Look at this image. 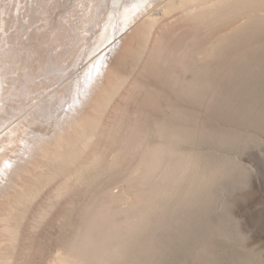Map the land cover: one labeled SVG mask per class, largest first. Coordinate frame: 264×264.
Segmentation results:
<instances>
[{
    "label": "bare ground",
    "instance_id": "6f19581e",
    "mask_svg": "<svg viewBox=\"0 0 264 264\" xmlns=\"http://www.w3.org/2000/svg\"><path fill=\"white\" fill-rule=\"evenodd\" d=\"M234 1L0 0V264H11V256L15 247L19 244V239L25 236L23 232L27 226L26 222L29 223L30 211L39 202L38 199L42 193L44 194V190L52 185L54 186L52 195L49 194L48 199H45L47 200L45 204L39 206L32 221L30 220L31 225L28 224L31 231L28 232L29 235L35 234L34 232L39 229L43 230L44 221L60 204L61 199L70 197L67 203L64 202L68 206L59 213L56 219L58 223L62 221V225L51 226L56 227V230L53 235L55 247L53 253L50 254L52 255L49 260L50 264H106V262L109 264H153L156 256L159 255L158 260L163 257L161 255L167 256L166 253L160 254L162 252L159 251H163V246L173 237L169 233V228L175 224L180 226L182 232L184 230L185 233V227L190 222L187 220L185 211L201 206L197 204L200 200H197L198 196L194 197V191L202 193L209 184L211 177L208 178V175L215 177L224 170L220 163L212 161L213 164L212 162L208 164L209 161H203L209 173L207 179L201 177L199 172L195 176L196 171L191 172L194 166L200 167L202 160L200 155L196 154L193 149H189L187 145L197 138L201 125L198 115L189 114L191 109L188 110L190 107L187 106L194 105L193 108L191 107L193 112H198L201 108L199 99H202L204 91L215 86L220 90L217 92L210 89L212 97L220 94L219 96L228 101H224L221 97L220 100L223 102L214 99L215 102L212 99L215 102V105L213 104L215 107H213L220 108L222 113H226L227 110H231V108L228 109L229 100L232 102L231 97L234 96H232V75L253 79L261 77L264 71V16L260 15H264V0H241L236 2V5ZM233 7H237L239 15L243 14L240 12L246 14L245 24L238 30L233 32L231 30L228 34L217 33L218 25L221 26L224 23L225 26V23L232 18ZM234 11L236 12L235 9ZM25 16L28 18L25 22L26 26L23 23ZM22 17L23 19L20 20ZM165 17L175 18L176 21L179 18L183 20L186 18L190 21L200 20L205 30L202 27L199 28V37L207 38L206 36L211 34V37L207 39L208 42L203 38L206 41L203 40V44L207 43L205 47L204 45L198 46L202 49L201 51L199 48V53H202L203 57L196 51H194L196 54L191 53L192 56L195 55L194 68H192L193 61L191 64L186 58V50L181 51L182 58L177 57L181 58L179 61L174 58L178 66L183 67L182 72L190 71L188 76L185 74L187 77L171 73L170 69H167V60L161 57L166 58L170 55L163 54L161 50L159 52L162 55L157 52L163 61L160 66L162 65L164 69L166 67V71L170 72L169 77L166 71L164 72L166 74L163 73V68L158 64L162 61L155 60L157 55L153 57L158 70L154 69L155 74L152 73L154 71L151 72L153 63L150 61L152 64L148 72L147 69L141 67L147 74L144 75L141 71V75L139 71H136L142 59H145L143 52H146L144 49L148 48L147 44L154 34L153 31L159 20ZM256 23L262 24V27L260 25L256 27ZM216 26L218 28H215ZM133 29L141 33L142 45L139 44V52L138 54L135 52L137 55L131 52L130 57L128 55L130 61L128 59L124 61L125 63H121L120 67L116 66L114 61L112 62V56L120 51L122 39ZM208 29L216 33L212 36ZM186 53L189 52L186 51ZM114 59L116 60V57ZM186 63L192 69H189ZM148 64L147 61L146 65ZM108 66L112 72L113 70L116 72V76L113 81L108 79L110 77L106 78L109 76L108 73L104 75V78L102 76L101 79H106L107 82L100 88L101 74L103 71L106 74L105 67ZM185 67L188 70L184 71ZM160 71L162 75H166L165 80L161 77L162 75L160 76L161 73H156ZM93 73L97 75L93 76ZM215 74L222 76V78L219 76L220 80L216 76L218 80L216 84L213 78L211 79ZM134 75L142 77V79L137 78L141 85L143 83L148 88L152 86L153 90H159L161 94L163 91V96L167 95L164 92L170 91L176 95L175 103L171 100L177 111L176 120H172L173 117L170 119L172 113L169 111L170 118H160L161 120L152 122L150 126L148 123L153 119L150 120L149 117L146 128L142 126L140 130H136L142 122L145 124L146 121L139 119L136 124L141 123L135 130L131 125L130 129L133 130L126 134L127 128H125L123 132L124 138L127 135V141L123 139L127 150L119 152L118 149L124 148V145L120 144L121 141L117 144L116 141L119 140H113L106 146L109 153L103 152L105 148L101 146L105 142L98 143L100 135L104 133H101L103 129H100L103 122L102 116L112 99L118 95L123 85L122 82ZM157 75L163 80L158 79ZM85 85L87 87H84ZM100 91L101 94L98 93ZM211 95L209 94V97ZM204 96L208 97V94ZM257 97L258 95H256V100ZM166 98L168 97L165 96ZM252 100L249 99V102ZM168 101L170 102V99ZM90 105L92 114L83 115L84 106ZM251 105L254 107L256 104ZM167 106L170 110L171 104ZM254 108L261 115L263 108L258 109L257 106ZM260 109L261 112H259ZM261 116H264V112ZM151 117L153 118L152 115ZM259 119L260 117L258 121ZM117 129L116 133L114 132L117 135L112 134L115 139L123 135ZM150 133L153 134L150 135ZM153 135L154 139H150L149 136L153 138ZM96 147L100 149L96 150ZM114 152L117 154L114 155ZM184 179L186 182L187 180L192 182L193 185L186 186H193L194 191L184 189L186 188L184 185L183 191L181 188L178 194L175 193ZM116 188L120 191L114 193L113 189ZM128 190L131 194L133 191L139 192L138 194L147 192L149 195L155 193L160 197L158 198L160 201L154 199L159 205L154 202L155 208H152L154 211L151 210L157 215V217L153 215L155 220L148 217L144 219L145 227L147 224L151 231L150 234L148 233V239L144 241L141 235L137 237V233L133 235V232L132 235L113 232V239H108L105 236V225L101 224L99 217L101 211L112 207L113 203L122 202L126 205L122 196L129 195ZM147 194L146 197L144 195L141 197L147 198ZM150 197L146 202L152 205ZM132 198L134 201V197ZM137 202L142 203L141 200ZM160 202H162L161 205ZM121 205L119 204L120 207ZM140 206L142 207V204ZM147 207L149 209V206ZM190 212L193 214L192 211ZM190 214L188 213V216ZM142 216L145 215L142 214ZM96 223L99 225L97 224L95 228L93 226ZM169 246L166 244L164 248ZM168 249L170 250V247Z\"/></svg>",
    "mask_w": 264,
    "mask_h": 264
},
{
    "label": "rangeland",
    "instance_id": "374dc122",
    "mask_svg": "<svg viewBox=\"0 0 264 264\" xmlns=\"http://www.w3.org/2000/svg\"><path fill=\"white\" fill-rule=\"evenodd\" d=\"M232 1H234V0H232ZM238 1H241V0H238ZM238 1H234V4L236 2L238 3ZM233 8H232V18L227 23H225V26H226V24H227V26L225 27L223 25L224 23L221 24V26L224 28H222L221 26L218 25L220 30L217 26L215 27V28H218L217 33L222 32L221 34H228V33H230L231 30H232V32L236 29L238 30V28H241V26L245 24V22L247 20L246 14L244 15V12H240L243 14L239 15V11H237V7L234 8L236 10V12L235 11L233 12V10H234ZM260 15L262 17L264 16L263 14H260ZM69 16H71V15H69ZM21 19H23V17L20 18V20ZM27 20H28V18L26 17L25 21L24 22L22 21V22L25 23V22H27ZM263 20H264V18H263ZM57 21L58 20H56V22ZM192 21H194V22H192ZM200 22H201L200 20H191L190 21L186 18H184V20L179 18L177 21L175 18L171 19V17L170 18L169 17L168 18L167 17L161 18L159 20L158 25L155 28V31H153L154 34L150 38V42H148L149 44H147L148 48L144 49L146 52H143L144 50L142 51L146 60L143 58V55H142L143 59L140 63L141 65L139 64V68L136 69V71H139L138 73H140V74L142 71V74L145 75V74H147L146 71L148 72V68H150V65L153 63L152 64L153 66H151L152 70L151 69L150 70H151V72L154 71L152 73L155 74V70L158 71L156 69V65H155L157 63L156 62L154 63L153 61L161 60L159 58L162 55L159 52L161 50L163 54L165 53L166 55L168 54L171 57L173 56L172 58L170 56L169 57L167 56L168 58L167 57L166 58L161 57L162 59L167 60L166 63L168 64V66L165 64L164 65L167 66V69H170L169 71H171V73L181 74V76H183V77L185 76V74L187 75L188 73H190L188 68L192 69L195 67L194 65L196 64V63H194L195 55L192 56L193 54H196V53H194V51H196L198 54L200 52L199 48L201 49V47L203 45H204L203 47H205V45L207 44V43L205 44V42L207 41V39H209V36L211 37L210 33H209L210 34L209 36H206L207 38H205L204 36L199 37L200 36L199 30L201 29V27H202V29L205 30V27L201 26V25H203L202 22H201V24H200ZM24 25L26 26L27 23H25ZM198 25H199V27H198ZM256 25H257L256 27H258V25H260V23H256ZM36 26L37 25H35V27ZM208 30H210L212 33L211 29H208ZM224 31H225V33H224ZM207 32H209V31H207ZM214 33H216V32H214ZM214 33H212V36ZM140 35H141V33L139 32V30L136 31L135 29H133L131 32H129L127 34L126 37H124L125 39L124 38L122 39L120 51L117 54L115 53L116 55L114 54L112 56V62L114 61L113 62L114 65L120 67L121 63H123L124 61L126 62L128 59L130 61L131 59L129 58L130 57L129 54L131 52H132V54L134 53L135 55L138 54L137 52H139V47H140V45H142V40L140 39L142 37ZM203 38H205L206 41ZM203 40L205 41L204 44H203ZM198 46H201V47L198 48ZM181 47L182 48L184 47L185 49H182ZM189 48L191 51L189 50ZM195 48H196V50H195ZM121 49H122V51H121ZM126 49L128 51L130 49V52H128ZM182 50H184V51L186 50L187 52H189V53H186V51H185V55L187 54L186 58L189 59L191 64L193 61V65H192L193 67L192 68L188 67L190 65V63H188L189 62L188 60H187L188 62L186 61L189 65L186 63V66L188 68L186 69V67H185L184 71L188 70V73H186L187 71H185V73L182 72L183 67L182 66L179 67L178 66L179 64H177L178 62L176 61V60L179 61V59L182 58V54H181ZM201 51H202V49H201ZM157 52H159V54H161V55L159 56V54ZM170 53H172V54H170ZM191 53H193V54H191ZM128 55H129V57H128ZM155 55H157L158 57ZM183 55H184V53H183ZM199 55L201 57H203L202 53L201 54L199 53ZM199 55H197V57H199ZM180 56H181V58H177ZM188 56H189V58H188ZM115 57H116V60L114 59ZM123 57H124V59H123ZM153 57L154 58L157 57V58L155 60H153L154 59ZM201 57H199V58H201ZM174 58H177V59L175 60ZM143 60L146 64L148 61L149 64L148 65L143 64L144 63ZM198 60H200V59H198ZM149 61L152 63H150ZM197 62H201V61H197ZM162 63H163V61L159 62L158 63L159 66ZM198 64H200V63H198ZM180 65H181V63H180ZM146 66H147V68H145ZM141 67L142 68L144 67V69L145 70L147 69V70L146 71L144 69L142 70ZM160 67L163 68L162 65ZM178 67L180 69H178ZM105 68L107 70L109 69L108 70L109 72H107V70H106V74L104 71L101 74L100 85H99L100 88L102 87V85H104L107 82L106 79H103V80L101 79L102 76L104 78V75L109 74V76H106V78L110 77L108 79L112 80V81L114 80V76H116L115 75L116 72L114 70L112 72V69L109 68V66L105 67ZM150 70H149V72H150ZM165 71H166V67H165V69L163 68V73ZM169 71L168 72L166 71L167 74L164 73L168 77L170 74ZM111 73H113V74H111ZM156 73H161L160 76L162 75L161 71L156 72ZM164 74L161 77H163V79L165 80L164 77H166V75H164ZM96 75H97V73H95L93 76H96ZM192 75H190V76H192ZM157 76H158V79L163 80L162 78L159 77V75H157ZM187 76H185V77H187ZM214 76L219 77L221 75L215 74ZM214 76H212L211 79L213 78V81L216 84V82L218 80H220V77L218 78V80H216L217 77L215 78ZM138 77L140 79H142V77L140 75H134V76H131L130 78H128L122 82L123 85H122L118 95H116L112 99V102L107 106L106 111H105L104 115L102 116L103 122L101 124L100 129H103L101 131V133L102 132H104V133L101 134L102 136L100 135L98 143L102 144L105 142V144H102V146H101V148L102 147L105 148V149H103V152L108 151L106 146H107V144L109 145L110 143H112L113 140H115V141L119 140V141H116L117 144H118V142L120 143V141H121L120 144L124 145V148L118 149L119 152H123L124 150H127L126 149L127 147L125 148V145H126L125 140H126L127 135L124 138L125 134L123 132L125 131V128H127L126 132H125L126 134L128 132H130V130H133V129L135 130L136 127L138 125H140V123H141V122H139L138 125L136 124L139 121V119H140V121H143V120H146V121H145V124H144V122H142L140 127L137 128L136 130H138V129L140 130V128H142V126H143V128H146L147 123H148L147 119H149V117H150V120L153 119V121L148 123L150 126H151L152 122L161 120L160 118H162V119L167 118V117L170 118L168 116V114H170V113H172V114H170L171 115L170 119H172V117H173L172 120H176L175 119V117H176L175 113L177 111H176V109H174V106H173L175 101H176L175 98L177 99L176 95H174V93L171 91L170 92H164V94H167L165 96L168 97V98H166L167 99L166 100L165 96H163V91H161L162 92V94H161V93H159L160 92L159 90H157V91L153 90L154 88L152 89V86H151V88L149 87L150 88L149 89L148 86L146 87L143 83L141 85L140 81L138 80L139 79ZM221 78H222V76H221ZM89 80H90V78H89ZM143 85H144V87H143ZM247 86H249V87H247ZM84 87H87V85H85ZM232 87H233L232 96L233 95L234 96L231 97L232 102L229 100V103L231 106L228 105L229 106L228 109L231 108V110H229V111L227 110V112H226L227 114L222 113L220 108H219L220 110L217 108L216 109L214 108L215 107L214 103L217 100H219V102L221 101L220 97H221V99L222 98L224 99V97L219 96L220 95L219 93H218L219 95L217 94L219 97L218 96L212 97L211 93L209 92L210 89L216 90L217 92L220 90L219 87H215V86L209 87V89H206L208 91L205 90L204 91L205 93L202 91V94L203 93H204V95L208 94V97L210 94L212 98L211 97L208 98V97L202 95L203 96L202 99L201 98L199 99L200 100V106L199 107H201V108H199L198 112H196V111L193 112L192 108L194 105L191 106V104H190V106H187L188 108L190 107L188 110H190V109L192 110V111L190 110L191 112L189 111L188 113L198 115V117L200 118L199 124L202 126V127L200 126L201 129H200V132H199V135L197 136V138H194L193 141L189 142L190 145L189 144L187 145L189 147V149H191V150L193 149V151L196 152V154L200 155L201 160H202V161H200L202 164L200 163L199 164L200 167H198L200 169L198 170L197 166L196 167L194 166L193 170H191V172L194 173L196 171L194 176L198 175V172H199L202 175L201 176L199 174V176L207 179L206 177L209 173L206 171L207 169L204 166V162H206V161H209V162H207L208 164H210L212 161L214 163H217V164L220 163L223 165L222 167L224 170L222 173H220L219 175H217L215 177L210 176V174L208 175V178L211 177L213 179L209 178V184L207 185L206 190H204L205 192L202 191V193L199 191L196 192V190L194 191L195 188L193 186H191V187L186 186V185H189V186L193 185L192 182L190 183V180H187V182L185 179L182 180L183 182L181 181L182 182L180 184L181 187L179 186L180 188H178L175 193L178 194V192H180L178 190H180L181 188L183 191V186L185 185L186 188L184 187V189L191 191V192H193V191L195 192L194 197L198 196L197 200L199 199L200 202H198L197 204H198V206L199 205H201V206H199L198 208L192 207V209H190V210L187 209L188 211H185V214L187 216V220L188 221L190 220V222L187 223L188 226L185 227L186 228L185 233H184V230L182 232V229L180 226L175 225V224H172V226L169 225V227L171 226L169 228V233L171 236H173L175 238L171 237V239H170L171 241L166 243V244H168V246L171 244V246H169L170 250L168 249L169 247L166 249L164 248L166 245L165 244L162 248L163 251H161V250L159 251V252H162L160 254H163V252L167 254V256L161 255V256H163L161 259L165 260L164 263H163V260H161V259H159V260H161L160 261L161 263L158 262L159 261L157 259L159 256L158 255L159 252H158L157 253L158 256H156V261L153 264H162V263L163 264H264V119H263L264 116H261L264 112V71H263L261 77L253 78V79H246V78L241 77V76L238 77L236 75H232ZM242 88H243V90H242ZM249 89L252 91L250 92ZM74 90L76 91L75 87H74ZM248 90H249V92H248ZM98 93L101 94V91ZM250 93H253V94H251L252 96H254V94L258 95L257 100L255 99L256 95L254 96V98H252ZM236 95H237V97H236ZM247 95H249L250 98ZM161 96H163V97L161 98ZM239 96H240V98H239ZM162 99H164V101ZM168 99H170L171 103L168 101ZM212 99L213 100L215 99L216 101L214 100L215 102H213ZM249 99L250 100L254 99L255 101L252 100L249 102ZM171 100H173L174 103ZM241 100H242V103H241ZM224 101H228V100L224 99ZM221 102H223V101H221ZM250 103L251 104L253 103V106L255 103L256 104L255 106H257L258 109L263 108L261 115H259L258 112L255 110V108H254L255 106L252 107V105ZM258 103H260V104H258ZM167 104H169V105L171 104V109L169 108L170 110H168ZM258 105L260 107H258ZM84 107H85V110L83 109L82 114L86 115L88 113L90 116V114H92L90 112V108H89V107H91V105L90 106H84ZM261 109L259 112H261ZM171 110H172V112H171ZM174 110H175V112H174ZM169 111H170V113H169ZM237 111H239V113ZM83 112H86V113H83ZM228 112H232L233 114L228 113ZM163 114H165V116ZM173 114H175V115H173ZM237 114H239V115H237ZM151 115L153 116V118L151 117ZM161 115H162V117H160ZM228 116L231 118H229ZM242 116H243V118H242ZM248 116H250V117H248ZM259 117H260V119L262 118L263 120L261 119V121H260V119H259V121H258ZM202 118L204 120H202ZM155 119H157V120H155ZM133 120H137V121L134 122ZM235 120H236V123H235ZM260 122H262V123H260ZM251 124H253V125H251ZM131 125L133 126V129H130ZM118 127H120L119 130L117 129ZM116 129L123 133L122 136L120 135L122 138L119 136V138L116 137L117 139H115V137L112 136V134H114ZM211 129H213V130H211ZM117 133H119V132H117ZM122 133H120V134H122ZM214 133H215V135H214ZM151 134H153V133H150V135ZM115 135H117V134H114V136ZM223 135H224V137H223ZM109 136L111 139L109 138ZM215 136H217V137H215ZM149 137H150V139H154V135H153V138H151V136H149ZM123 139H125V140H123ZM110 140H111V142H110ZM122 140L124 142H122ZM101 141H103V142H101ZM99 149L100 148L97 149V147H96V150H99ZM107 153H109V152H107ZM115 154H117V152H114V155ZM205 158H206V160H205ZM213 162L211 164H213ZM194 168H197V169H194ZM201 170H202V173H201ZM204 175H205V177H204ZM51 187H48L51 189L47 188L49 191L47 189L44 190V194L42 193V196L39 197V199H38L39 202L36 203L37 205L35 204V206H33L34 209L32 208V210H31L32 212L30 211V216H29L30 218L28 219V221H29L28 224L32 223L31 219H32L33 215L37 212L39 206L45 204V202L47 201L45 199H48V197L50 195H52L54 186L52 185ZM189 188H190V190H189ZM129 189H131V188H129ZM191 189H193V190H191ZM118 191H120V189H117V188L113 189L114 193H117ZM128 191H127V194L129 193V195H127V196L125 195V196L128 198V200L130 199L131 201L130 200L128 201L126 197L122 196L125 200L126 205L122 204V202L121 203L119 202L118 204L113 203L112 207L103 209L101 211V213L99 214L101 224L105 225L104 226V229L106 231L105 236L108 239H113V235H114L113 232H117V233L121 232L124 234L126 233L125 235H128V233L130 235L133 232L132 233L133 235L135 233L138 234V235L136 234L137 237H139L141 235L140 237H143L142 239L144 241V240L148 239V236L151 233V231H149V229H148L147 224H146L147 228L145 227L144 219H145V217L146 218L148 217L151 219L153 218V220H155V217L153 216L155 214V212H152V211H154V209H152V208H155L154 202H156V204L159 205V203H157V201H155L154 199H158V198L160 199V197L156 196L155 193H150V195H149V194H147V192H145L144 194H142V192H141V194L144 195L145 197L147 194V198H145L144 196L141 197L142 195L138 194L139 192L137 193V192L133 191L131 194L130 191H132V189L129 192ZM133 194H134V196H133ZM177 194L175 196H177ZM191 194L193 195V193H191ZM196 194H198V195H196ZM202 194H205V195H202ZM132 197H134V201H133ZM148 197L152 198V200L150 202H152V205L154 204L153 207H151V208H150V206H152V205H149L146 202V200H148ZM69 198L70 197H68V198L64 197L61 199L60 204H58V206L51 212L52 213V214H50L51 216L49 215L48 219H46L44 221L45 223L42 227L44 229L43 230L39 229V231L37 230L34 232L36 235L35 234L29 235L28 232H31V231H30V228H28V226H30L31 224L28 225L26 222L27 226L25 228V231L23 232V236L24 235L25 236L22 239H19V244L16 245L15 250L11 256V264H50L49 260H51V258H52L51 257L52 255H50V254L53 253L54 247H55L54 246L55 245V238L53 235H54L55 230H56L55 229L56 227L52 228L51 226H55V224L57 226L62 225V221H61V223L60 222L58 223L56 219H57L59 213L62 212L63 209H66V207L68 206L65 203H67ZM137 198L139 200H137ZM150 198H149V200H150ZM201 199H203V201ZM140 200L142 202L141 203L142 207L140 206L141 204H139L137 202ZM206 200H207V202H206ZM39 203H40V205H39ZM61 203H62V205H61ZM145 203L147 204V206H149V209H147L148 207L146 206ZM119 204L120 205L122 204L121 207L119 206ZM161 204H162V202H160V205ZM197 204L195 206H197ZM193 210L197 214L195 212H193ZM197 210H198V212H197ZM148 211H149V213H148ZM190 211H192L193 214H190L191 213ZM141 213L145 216H142ZM188 213L190 214V216H188ZM151 214H152V216L150 217ZM54 217H56V218H54ZM156 217H157V215H156ZM196 220H197V222H196ZM63 222H64V220H63ZM97 224L98 223H96L95 226H93L92 224L91 225L96 228V226L99 225V224L98 225ZM147 229L149 232L147 231ZM187 229H188V231H187ZM136 230H138L139 232ZM178 230H179V232H178ZM200 230H202V231H200ZM141 232H142V234H140ZM180 232L182 234H180ZM176 233H177V235L175 236ZM146 235H147V237H146ZM204 236H206V237H204ZM173 239L175 240L176 243L174 242ZM178 239H180V240H178ZM195 239H197V240H195ZM24 242H25V244H24ZM27 243L29 244V247H28ZM209 250H211V252ZM207 259H209V260H207ZM106 264H109V262H106Z\"/></svg>",
    "mask_w": 264,
    "mask_h": 264
}]
</instances>
